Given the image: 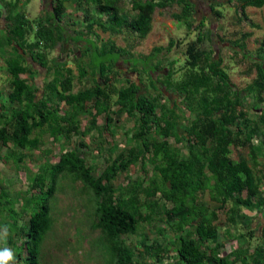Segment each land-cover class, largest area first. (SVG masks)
Segmentation results:
<instances>
[{
	"label": "trees",
	"instance_id": "trees-1",
	"mask_svg": "<svg viewBox=\"0 0 264 264\" xmlns=\"http://www.w3.org/2000/svg\"><path fill=\"white\" fill-rule=\"evenodd\" d=\"M19 1L7 7L0 35L9 88L6 99L0 88V160L12 159L18 171L25 170L27 188L12 191L17 202L7 195V201L0 200V210L12 205L4 223L0 213V250L11 249L16 264H44V244L56 223L54 201L81 182L91 209L88 220L100 230L93 246L102 264H151L147 258L158 264L165 259L168 264H264V240L253 243L259 229L243 213L264 216V41L253 54L255 78L240 87L224 58L202 47L213 39V29H202L207 14L196 24V0H43V13L33 19ZM223 1L208 0L207 8L218 15L216 6ZM232 1L240 23L261 27L247 7H264V0ZM70 2L80 20L67 16ZM175 5L179 10L172 17L189 31L198 30L184 52L180 77L154 62L173 49L174 39L142 57L113 39L126 30L145 39L156 9ZM99 31L110 37L103 39ZM252 35L243 31L229 40L243 59L250 58L246 41ZM68 41L83 46L76 55L77 73L63 56L50 58ZM125 59L139 79L127 77L118 85V63ZM122 116L134 122L124 131L126 146L99 147L104 166L90 162L79 144L86 146L85 138L94 134L101 139L105 130L114 135ZM46 135L60 143L57 159L47 157L32 170L27 158L37 162L33 151L45 150ZM234 148L248 153L235 159ZM123 175L126 185L117 182ZM14 178L19 181V174ZM136 234L141 236L134 246L127 238ZM230 239L236 246L223 253ZM88 254L79 255L89 260Z\"/></svg>",
	"mask_w": 264,
	"mask_h": 264
},
{
	"label": "rangeland",
	"instance_id": "rangeland-1",
	"mask_svg": "<svg viewBox=\"0 0 264 264\" xmlns=\"http://www.w3.org/2000/svg\"><path fill=\"white\" fill-rule=\"evenodd\" d=\"M36 0H32L29 4L24 6V9L30 8L32 3ZM198 11L196 13L197 21L196 24H199L202 19L203 14H207L208 18L205 21V29L212 28L213 33L211 36L213 39L211 41H206L203 44V48H207L209 50H215L216 54L222 56L224 58L223 66L226 67V70L229 72L231 79L238 84L240 87L245 86L249 82H251L256 76V70L254 69L253 60H254V52L263 44L264 41V7H254L249 6L247 8L248 15L258 24H260V28H253L249 24H242L237 20L236 8L234 6V1L227 2V0H221L224 3L221 5H217L216 9L220 10L218 15L213 14L210 9H208V0H196ZM39 4V2H37ZM43 3V0H42ZM38 4L35 5L33 12L31 11V16L33 14H37L39 10L43 13V4L42 7H39ZM28 5V6H27ZM72 10V9H71ZM179 7L175 5L172 8L168 9H156L153 15V28L147 37L143 40H139L135 34L128 32L127 30L120 35H114L113 39L120 46H125L127 48H131V52L136 57H142L143 55H147L152 51V48L156 45H168L171 39L175 40V45L170 52L161 53L156 57L154 62H160L161 67L164 70L173 71L174 77H180L183 74L185 64H186V55L184 52L186 51L188 44L196 39L198 30L189 31L185 25L179 23L172 17V12L178 11ZM208 10V11H206ZM72 12L74 14L76 11L73 9ZM41 13V14H42ZM76 15V14H75ZM73 15V16H75ZM1 18V17H0ZM74 18V17H73ZM81 17H76L75 20H80ZM75 20L73 22L77 23ZM1 26L3 25V21H0V35H2ZM73 27V26H72ZM78 27V26H77ZM76 27V28H77ZM75 28V27H74ZM82 29L81 26H79ZM243 31H252L253 35L249 37L246 41L247 50L250 52L249 59H243L242 54H236L235 52L239 49L230 45L229 40L238 39L241 36V32ZM100 32V36L103 39H107L110 37L109 32ZM223 37L225 41H221L220 37ZM66 44V49H62L61 45H58L55 49L50 52V58L54 59L60 56H63L62 59H65L69 62V66H72L76 73V55H80V49L82 50L81 45H76L75 43L68 41ZM76 52V54H75ZM98 58V57H97ZM138 59V58H136ZM100 60V59H99ZM175 61V64L171 66V62ZM6 61L0 55V87H2L4 92V99L7 98L8 93V85L6 74ZM173 68V69H172ZM118 69L122 72L120 76V80L117 82L118 85H121L124 82V79L130 77L132 79H139V74L134 70L133 66L127 59L121 60L118 63ZM163 70V71H164ZM26 76V74L22 75ZM143 78L146 84H148V75L143 74ZM38 83L42 85V78L40 76L37 78ZM122 79V80H121ZM170 98H174L173 94L167 98V101ZM86 120H84V124ZM100 123H104V119H100ZM134 122L129 120L127 116L120 117V121L118 122V127H113V131L115 134H111L109 130H105L103 133V137L101 139L97 138L98 135L94 134L93 136H88L85 138L84 144H79V147L82 151L86 152V156L89 157L90 162H95L99 165V167L104 166L103 158L99 157V147H109L114 145L115 147H125L126 146V135L125 129L132 127ZM97 136V137H96ZM46 144L44 145L41 152L33 151L35 155H39L37 162L30 160L27 158V164L33 170L37 164L45 163L48 159L51 161L56 160L57 154L60 148V143L55 142L50 139L49 136H45ZM65 142V140H64ZM77 143L74 141L71 143L70 147L76 146ZM47 149H52V154H46ZM5 152V151H4ZM248 150L241 148H234L232 156L235 159H239L241 154L247 155ZM48 157V159H47ZM13 160L8 159L7 162L4 163L3 160H0V168L5 169V173L1 174L2 178V189L0 192L3 193V197L0 200L11 202H17L18 198L12 197V191L21 190L24 191L27 188V178L25 170L18 171L15 168ZM147 170L151 172L152 164L148 163L146 165ZM35 170V169H34ZM7 175V179H3ZM14 174H19V181H15ZM131 174L134 176L137 175V171L135 167L132 166ZM126 175L121 176V178L117 181L118 184L122 183L126 185L128 180L125 177ZM14 178V179H13ZM4 180L6 184H4ZM64 184H70L69 181H66ZM76 186L66 187L64 190L60 191L55 199V208H54V217L56 218V223L53 230L49 233L48 238L44 244L43 248V262L44 264H82V260H85L83 264H102V260L100 258L97 259V249L93 244L98 239L100 234V230L94 229L87 217V214L90 209V205H88L87 200V192L83 189V184L81 182L75 183ZM0 193V196H1ZM94 205L92 201V206ZM6 206V205H4ZM1 207L0 213L2 215L1 221L4 223L6 220V210L7 207H11L9 204L6 207ZM17 208H20L21 205L17 204ZM246 218V216H245ZM10 227V226H8ZM151 229V226H147V231ZM152 230V229H151ZM141 235H133L130 239L127 240L135 245H139V239ZM8 243V242H7ZM236 246L234 240L230 239L226 242L224 251H229ZM142 249V247H141ZM84 251L88 254L86 257H89L87 260L85 257L79 255L81 251ZM139 256V255H138ZM148 263L158 264L151 261V258H147ZM166 264H168L165 259ZM9 264H16L12 260L8 261Z\"/></svg>",
	"mask_w": 264,
	"mask_h": 264
},
{
	"label": "crops",
	"instance_id": "crops-1",
	"mask_svg": "<svg viewBox=\"0 0 264 264\" xmlns=\"http://www.w3.org/2000/svg\"><path fill=\"white\" fill-rule=\"evenodd\" d=\"M14 0H0V11L2 12V15H0V21H3V16L4 15H7V7H9V5H11L10 3H12ZM30 2H32V0L30 1H27L26 0H20L19 1V5H20V10L21 11H24L26 13V15L29 17V18H36L37 16H39L42 12L39 10V12L37 14H33V16H31V11L33 12V9L35 7L36 4H38L37 2H39L38 6L39 7H42V0H36L32 3V6L30 8H27V9H24V6L26 4H29ZM68 6V13H67V16L71 19V17H77L78 16V12L76 11V15L74 14V12H72L74 8V5L70 2L67 4ZM28 6V5H27ZM249 8V7H247ZM72 9V10H71ZM71 11V12H70ZM75 15V16H73ZM80 15V14H79ZM69 19V20H70ZM74 19H72L73 21ZM71 21V20H70ZM82 27V26H81ZM4 26H1V29H3ZM2 88V87H0ZM244 213V216H246V220L249 219L251 221V227H255V228H258L259 231L258 233L256 234V237L253 239V243L256 244L258 241H262L264 240V236H263V232L262 230H264V216L262 215L261 212H258V211H251L249 209H244L243 211ZM230 251V250H229ZM228 252V251H227ZM226 251L223 250V253H227Z\"/></svg>",
	"mask_w": 264,
	"mask_h": 264
},
{
	"label": "clouds",
	"instance_id": "clouds-1",
	"mask_svg": "<svg viewBox=\"0 0 264 264\" xmlns=\"http://www.w3.org/2000/svg\"><path fill=\"white\" fill-rule=\"evenodd\" d=\"M4 234H7V228L4 229ZM14 259V253L9 248L0 250V264H7L8 261Z\"/></svg>",
	"mask_w": 264,
	"mask_h": 264
}]
</instances>
